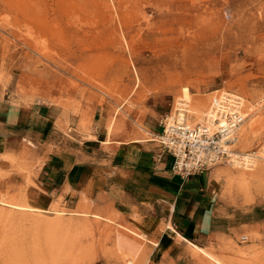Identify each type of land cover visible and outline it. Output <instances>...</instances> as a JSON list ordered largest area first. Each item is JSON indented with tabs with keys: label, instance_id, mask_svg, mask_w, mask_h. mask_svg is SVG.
<instances>
[{
	"label": "rangeland",
	"instance_id": "374dc122",
	"mask_svg": "<svg viewBox=\"0 0 264 264\" xmlns=\"http://www.w3.org/2000/svg\"><path fill=\"white\" fill-rule=\"evenodd\" d=\"M220 92L243 100L246 120L232 150L250 159L202 172L216 180L212 204L227 222L226 236L206 242L175 229L195 248L164 222L123 221L85 203L40 211L23 193L4 192L0 264H264V171L257 174L264 167V0H0V97L46 106L60 128L70 119L74 144L78 134L96 139L100 104L109 128L134 116L142 139L159 144L179 102L195 125ZM42 152L27 140L17 154L0 157V167L10 164L0 169V183L11 172L30 174ZM165 230L174 237H165L170 249L148 241ZM152 249L157 257L149 260Z\"/></svg>",
	"mask_w": 264,
	"mask_h": 264
},
{
	"label": "crops",
	"instance_id": "0c3cea01",
	"mask_svg": "<svg viewBox=\"0 0 264 264\" xmlns=\"http://www.w3.org/2000/svg\"><path fill=\"white\" fill-rule=\"evenodd\" d=\"M2 97L0 157L17 154L27 140L43 152L30 174L9 173L7 182L0 183V193H23L27 204L40 211L57 205L75 209L85 203L91 211L113 210L123 221L138 215L139 222H164L178 237L175 229L199 241L228 234L227 222L218 219L217 204H212L216 183L212 172L188 178L175 175L172 157L160 144L142 139L134 116L123 127L116 129L113 124L108 128L105 107L100 104L92 118L91 134L96 139L78 134L74 144L70 119L60 128L59 119L46 106H14ZM152 116L150 121L157 126V115ZM1 164V170H10L8 162ZM166 231L148 241L170 249L165 237H174ZM149 254V260L156 259L153 249Z\"/></svg>",
	"mask_w": 264,
	"mask_h": 264
},
{
	"label": "built area",
	"instance_id": "2783aa9c",
	"mask_svg": "<svg viewBox=\"0 0 264 264\" xmlns=\"http://www.w3.org/2000/svg\"><path fill=\"white\" fill-rule=\"evenodd\" d=\"M211 101L202 122L195 125L187 124L186 103L179 102L175 117H166L156 136L162 150L172 157V172L179 177L188 178L232 160L245 162V157L235 158L239 156L232 150L235 134L246 120L241 99L220 92Z\"/></svg>",
	"mask_w": 264,
	"mask_h": 264
},
{
	"label": "bare ground",
	"instance_id": "6f19581e",
	"mask_svg": "<svg viewBox=\"0 0 264 264\" xmlns=\"http://www.w3.org/2000/svg\"><path fill=\"white\" fill-rule=\"evenodd\" d=\"M184 97L185 98H189V93H188V91H187V89H185V92H184ZM241 102L243 103V100H241ZM243 105V104H242ZM257 108V107H256ZM249 111V110H248ZM248 114V113H247ZM180 120H182V116H180ZM112 121V120H111ZM109 128V127H108ZM246 132V131H245ZM248 133V132H247ZM241 136H243V134H241ZM246 137V136H245ZM244 137V138H245ZM242 138V137H241ZM245 140V139H244ZM246 143V142H245ZM248 159V158H247ZM238 163V162H237ZM243 163H246L247 165H248V161L246 162H243L242 161V163H240V164H243ZM246 166V165H245ZM249 166V165H248ZM260 167V166H259ZM261 168V167H260ZM259 168V169H260ZM264 167H262V170H258V173L257 174H260V173H262L264 170ZM245 170H247V169H245ZM244 170V171H245ZM243 176H242V178L244 177V174H242ZM254 177V176H253ZM245 178V177H244ZM5 196V195H4ZM10 200V199H9ZM8 200V201H9ZM2 201V200H1ZM15 202H17V201H15ZM23 202V201H22ZM13 203V202H12ZM14 206V205H13ZM10 207H12V206H10ZM15 208H18V209H24V208H22V207H19V206H15ZM26 210V209H25ZM30 210V209H29ZM24 211V210H23ZM34 212H35V210H34ZM100 216V215H99ZM35 218V217H34ZM32 219V218H31ZM33 220V219H32ZM29 221H31V220H29ZM119 234V233H118ZM2 242V241H1ZM190 245H192V244H190ZM8 246H9V244H8ZM193 247H195L194 245H192ZM196 248V247H195ZM198 250H200L201 252H203L201 249H198ZM203 254L205 255V257H207V258H209V259H213L212 257H210V255L209 254H207V253H205V252H203ZM215 261V263L216 264H220V262H218V260L216 261V260H214ZM223 264V263H222Z\"/></svg>",
	"mask_w": 264,
	"mask_h": 264
}]
</instances>
